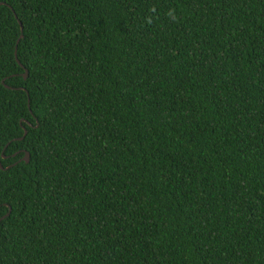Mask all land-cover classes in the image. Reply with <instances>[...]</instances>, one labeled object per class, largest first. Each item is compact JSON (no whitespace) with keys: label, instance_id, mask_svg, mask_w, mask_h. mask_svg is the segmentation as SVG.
<instances>
[{"label":"trees","instance_id":"16d2710c","mask_svg":"<svg viewBox=\"0 0 264 264\" xmlns=\"http://www.w3.org/2000/svg\"><path fill=\"white\" fill-rule=\"evenodd\" d=\"M0 162V264H264V0H0Z\"/></svg>","mask_w":264,"mask_h":264},{"label":"water","instance_id":"95a60500","mask_svg":"<svg viewBox=\"0 0 264 264\" xmlns=\"http://www.w3.org/2000/svg\"><path fill=\"white\" fill-rule=\"evenodd\" d=\"M22 30V29H21ZM22 36V35H21ZM17 57V54H16V50H15V58ZM17 62L23 67V65L20 63V61L18 60V58H16ZM27 76V70H25L24 74H23V77L26 78ZM27 134V131L25 130L24 131V136ZM24 136H22L20 138V140H22L24 138ZM25 162H29V153L28 152H25V155L23 156V158L21 159ZM0 168H3V166L1 165V162H0ZM10 213V212H9ZM9 213L7 214V216L9 215Z\"/></svg>","mask_w":264,"mask_h":264}]
</instances>
